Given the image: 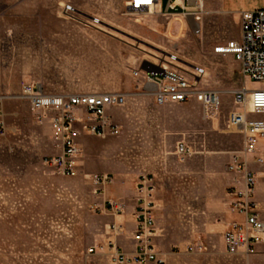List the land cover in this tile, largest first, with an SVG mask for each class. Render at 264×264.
Listing matches in <instances>:
<instances>
[{
    "label": "rangeland",
    "instance_id": "obj_1",
    "mask_svg": "<svg viewBox=\"0 0 264 264\" xmlns=\"http://www.w3.org/2000/svg\"><path fill=\"white\" fill-rule=\"evenodd\" d=\"M127 1L0 0V95L7 96L10 129L0 137V264H115L88 249L107 243L110 225L121 220L126 230L115 242L134 248L131 222L97 207L108 199L130 201L140 173L156 180V240L164 264H264V253L229 255L223 242L235 216L227 203V163L243 144L228 121L233 91L246 83L257 87L233 55L213 52L219 42L240 37L238 19L222 11L221 0H201L202 32L195 34L182 8L161 16L132 10ZM163 50L205 68L202 86L221 96L213 116L205 117L196 101L157 105L136 93L131 68ZM25 81L56 93H127L109 111L118 134L82 136L78 176L43 164L54 152L51 128L17 97ZM180 142L192 149L184 160L176 152ZM260 151L264 156V143ZM253 167L264 211V163ZM94 173H111L115 182L96 194Z\"/></svg>",
    "mask_w": 264,
    "mask_h": 264
},
{
    "label": "built area",
    "instance_id": "obj_2",
    "mask_svg": "<svg viewBox=\"0 0 264 264\" xmlns=\"http://www.w3.org/2000/svg\"><path fill=\"white\" fill-rule=\"evenodd\" d=\"M161 2L128 0L127 6L161 16H167L170 10L181 7L183 14L190 16L194 23L193 32L201 34V0H169L166 10L161 9ZM239 23L240 37L219 42L213 47V52L223 56L233 55L240 62L246 79L257 83V87L251 88L246 83L233 91L235 108L229 113L228 121L233 129L242 134L243 144L241 149L231 154L227 163V172L231 177L226 191L227 203L235 216L227 223L223 233L227 254L250 257L264 253V211L256 198L258 172L253 167L254 164L264 163L260 151L264 141V117H261L264 114V9L241 11ZM205 73L204 67L186 65L177 54L164 50L152 54L151 60L141 59L131 68L136 93L152 96L157 105L196 101L202 106L204 116L211 117L219 109L221 96L220 91L202 86ZM17 97L28 102L37 122L47 121L51 128L54 152L43 158V164L62 176L73 178L80 171L82 136L107 137L120 132V124L109 111L124 104L127 93H56L46 91L38 81H25ZM5 98L7 96L0 95V137L10 131L3 109ZM176 152L179 159L184 160L192 154V149L180 142ZM90 179L96 194L103 193L115 182L111 173H94ZM156 192L154 175L140 173L136 181V209L131 233L134 248L124 249L115 242V238L125 233L126 227L124 223L114 221L110 225L112 236L107 243L90 247L88 252H102L115 264H164V254L156 240ZM126 207V202L121 199H108L103 207L97 208L119 215L125 212ZM192 248L188 245V249Z\"/></svg>",
    "mask_w": 264,
    "mask_h": 264
},
{
    "label": "crops",
    "instance_id": "obj_3",
    "mask_svg": "<svg viewBox=\"0 0 264 264\" xmlns=\"http://www.w3.org/2000/svg\"><path fill=\"white\" fill-rule=\"evenodd\" d=\"M168 3H169V0H168L167 4L163 3V0H162L161 9L166 10L168 7ZM220 5H221V9L223 12L233 14L234 18L238 19V21H239V13L241 11L264 9V0H221ZM179 8H181V7H179ZM263 143H264V141L261 142V145ZM227 174H228V172H227ZM230 180H231V177L229 175V181ZM257 184H258V182H257ZM256 194H257V188H256ZM258 200L261 201L260 199H258ZM126 202H127L126 203L127 207H126L124 214H122V215H123L124 220L131 222V233H132V230L134 227V223H133L134 212L136 209L135 190L133 192V195L130 197V201H126ZM123 222L124 221H122V223Z\"/></svg>",
    "mask_w": 264,
    "mask_h": 264
},
{
    "label": "bare ground",
    "instance_id": "obj_4",
    "mask_svg": "<svg viewBox=\"0 0 264 264\" xmlns=\"http://www.w3.org/2000/svg\"><path fill=\"white\" fill-rule=\"evenodd\" d=\"M138 3H142L144 1H148V0H136ZM178 1H181V0H178Z\"/></svg>",
    "mask_w": 264,
    "mask_h": 264
}]
</instances>
